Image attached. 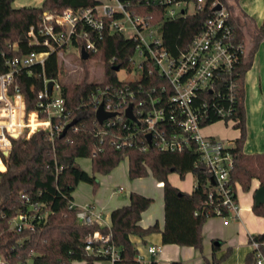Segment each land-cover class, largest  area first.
<instances>
[{"label":"built area","instance_id":"built-area-1","mask_svg":"<svg viewBox=\"0 0 264 264\" xmlns=\"http://www.w3.org/2000/svg\"><path fill=\"white\" fill-rule=\"evenodd\" d=\"M204 5L205 0H105L80 12L71 8L59 13L43 11L40 22L30 25L24 35L29 51L20 53L16 41L0 47V170L5 168L4 159L13 139L44 131L52 140L72 120L60 82L44 74L47 57L55 54L58 60L71 49L80 56L81 47L87 58L93 57L105 35L118 32L133 41L130 68H120L132 72V76L129 80L118 79L117 84H98L90 91L94 111L101 105L104 111L114 113L101 124L95 118L99 143L106 139L116 149L137 147L142 152L150 148L192 150L210 176L223 208L237 215L239 205L229 182L233 165L230 146L202 133L201 127L212 118L230 122L232 127L237 122L236 77L246 42L238 38L228 8L219 1L209 3L211 11L201 30L177 54L163 45L160 22L151 20L158 9H162L164 19L173 20L198 12ZM216 5L220 8L215 9ZM144 8L153 10L141 13ZM189 8L193 11L189 12ZM126 29L129 35L124 34ZM114 62L115 56H111L108 63ZM33 66L42 70V87L36 92L34 107L27 110L25 95L14 81L23 70L32 74ZM129 106L134 119L125 115ZM70 127L77 129L74 124L67 129ZM208 197L212 200L211 192ZM20 198L26 203L25 210L9 220L8 228L15 232L34 231L46 221L50 210L42 202H30L24 193ZM69 207L76 208L75 218L81 225L97 224L100 219L88 205L76 206L71 200ZM110 235L94 230L86 236L84 250L113 264L119 253ZM249 243L253 264H264V240L250 236ZM159 250L158 245L147 246L150 255ZM137 260L141 264L138 255ZM0 264L10 263L0 255ZM17 264L33 263L26 259Z\"/></svg>","mask_w":264,"mask_h":264},{"label":"trees","instance_id":"trees-1","mask_svg":"<svg viewBox=\"0 0 264 264\" xmlns=\"http://www.w3.org/2000/svg\"><path fill=\"white\" fill-rule=\"evenodd\" d=\"M11 1L0 0V47L16 41L20 53L30 50L26 41L20 40V35H25L30 25L40 22L43 11L59 13L71 8L80 12L99 2L43 0L38 7L13 8ZM212 1H219L228 8L238 38L244 43L247 42L246 53L242 57L236 77L237 101L234 117L237 122L233 127L239 129V135L233 139L229 148L233 163L229 182L235 195L237 185L243 191L249 190L252 179L258 180L259 186L264 187V152L246 153L243 150L246 137L245 73L251 64L259 39L264 37V22L261 31H258L253 19L239 9L238 0H230L231 3L229 0H205V5L200 11L173 20L164 19L162 9H158L151 20L160 22L159 31L163 45L170 53L177 54L185 43L201 30L204 19L211 11L208 5ZM152 10L144 8L141 13H150ZM132 49L133 41L121 33L106 34L99 43L98 52L93 56L103 63L105 79L98 83L88 82L86 77L79 81L60 82L61 95L71 112V118L76 120V130L70 127L62 137L54 135L52 140L44 131H36L27 138L12 140L9 154L4 159L5 168L0 170V255L10 264H17L26 259H31L33 264H71L73 260L94 264L95 260H105L103 256L88 254L84 250L85 238L94 230L111 233L110 242L119 253L113 264H140L137 260V248L130 236H142L157 229L156 224L147 228L138 224L141 212L149 206L152 198L130 192L129 202L111 211L109 227L96 223L89 226L79 224L75 218L76 208L69 207L71 192L79 181L91 183L95 190L97 180L94 173H88L77 164L78 157H90L93 172L107 173L126 156L129 178L141 177L150 171L156 180L162 183V244L188 245L200 250L201 227L206 218L218 215L217 210H220L221 216H230L223 208L210 176L203 165L198 163L197 155L192 150L168 152L150 148L142 152L137 147L116 149L106 139L99 143L95 111L89 99L90 91L98 84H117L118 78L113 67L130 68L128 58ZM111 56H115L112 65L108 63ZM32 68V74L23 70L14 81L25 95L27 110L34 107L36 92L42 87L41 68ZM60 71L57 57L50 54L44 67L45 76L57 79ZM216 120L212 118L208 123ZM171 172L178 173L180 177L191 172L194 177L192 191L187 193L172 185L167 178ZM210 192L212 200L208 197ZM21 193H24L30 202H42L44 208L50 210L46 221L34 231L15 232L8 228L9 220L25 210L26 203L20 198ZM252 210L256 215L264 216V203L253 205ZM253 237L256 240H264V232ZM216 248L214 241L213 249ZM253 261V254L250 252L242 264H253Z\"/></svg>","mask_w":264,"mask_h":264},{"label":"crops","instance_id":"crops-1","mask_svg":"<svg viewBox=\"0 0 264 264\" xmlns=\"http://www.w3.org/2000/svg\"><path fill=\"white\" fill-rule=\"evenodd\" d=\"M238 7L253 19V24L258 31H261L264 22V0H238ZM244 89L246 137L243 150L246 153L264 152V108H262L264 103V38L259 39L251 64L245 73ZM204 134L210 135L206 132ZM238 135L239 129H236L235 135H233L235 137L232 139ZM126 166L118 168L119 179H116L113 172H110L107 178L103 177L100 180V182L107 180L111 185L120 184L117 190H111L104 199L98 197V190L94 192L85 185H81L72 191L71 197L76 206H90L100 216L97 224L107 227L111 225V211L127 204L130 192H137L152 198V203L141 212L138 224L142 228L156 224L157 229L142 236H130L137 248V255L141 257V264H150V262L155 264H171L172 262H181L182 264H242L245 256L251 252L250 236L264 232V216L256 215L252 210L254 192L259 187L258 180L252 179L247 191H243L239 185L236 186V200L239 205L237 215H230L229 217L211 216L203 222L200 250L188 245L162 244L160 234L164 225L162 183L156 179L151 180L147 176L129 180L125 176L128 173V163ZM84 170L92 173L87 169ZM185 174L180 177L178 174L169 173L167 178L179 190L190 193L194 187V177L192 173L188 176ZM150 181H152V187L148 188L147 183ZM84 189L85 191H83ZM91 198H94L95 203L90 201ZM214 241L217 244L215 250L213 249ZM149 245H158L160 247L159 252L156 255H150L147 252Z\"/></svg>","mask_w":264,"mask_h":264},{"label":"rangeland","instance_id":"rangeland-1","mask_svg":"<svg viewBox=\"0 0 264 264\" xmlns=\"http://www.w3.org/2000/svg\"><path fill=\"white\" fill-rule=\"evenodd\" d=\"M42 1L43 0H12L11 6L13 8H19L22 6L38 7L42 4ZM101 1H103V0H101ZM229 3H231L230 0H229ZM192 11H193V9L189 8V12H192ZM130 33L131 32L127 29L124 32V34H126V35H129ZM58 62L61 66V71L57 77V80L59 82H66V81L68 82L69 80L79 81L82 78L86 77L88 82L98 83V82H102L105 79V70H104L103 63L99 59H97L96 57H89L87 59L82 60L75 49H71V52L67 53L64 56V58H59ZM131 76H132V72H126L123 69H119L116 72V77L119 80H129V79H131ZM262 108H264V103L262 104ZM235 130H236V128L232 127L230 122L225 124V122L223 120H216V121L211 122V123H206V124H203L201 127L202 133H205V132L209 133L210 135H213L216 138L223 140V142L225 144H227L228 146H232V141H233L232 137H235V136H233V135H235ZM76 162L81 168L87 169L90 172L95 174L96 180H97V185H96V189L93 190V185L91 183H88L85 181H79L76 184V186L74 187L73 191L76 190L79 186L85 185L88 187V189L90 188V190L92 189L94 192L96 190H98V192H99L98 197L100 199H104L106 197V195L111 190H113V189L117 190L118 189L117 187L120 184L118 183V184L111 185L107 180H104L101 182H100V180H102L103 177L107 178V176H108V174H110V172H113L114 177L116 179H119L120 176L118 173V168H120L121 166L125 167L128 163V159L126 156L123 157L107 173H101V172H97V171L93 172L92 167H91V158L90 157H78ZM0 168H2V167L0 166ZM126 172H127V168H126ZM171 173L172 174H178L176 172H171ZM190 173L187 172L185 174V176H188V174H190ZM125 176H127L126 178H128L129 180L135 179V178H133V179L129 178L128 173H126ZM146 176H147V178H149L151 180L156 179L151 174L150 171H148V173L146 175L141 176V177L145 178ZM136 178H138V177H136ZM151 182L152 181L147 183L148 188L152 187ZM83 191H85V189ZM90 201L95 203L94 198H91ZM215 216H221V215H215ZM107 263L108 262L104 259H99V260L94 261V264H107ZM71 264H83V262L79 261V260H73Z\"/></svg>","mask_w":264,"mask_h":264},{"label":"water","instance_id":"water-1","mask_svg":"<svg viewBox=\"0 0 264 264\" xmlns=\"http://www.w3.org/2000/svg\"><path fill=\"white\" fill-rule=\"evenodd\" d=\"M220 8V5H216L215 6V9H219ZM20 39L23 40L24 39V35H20ZM81 55H80V58L82 60L86 59L88 57L87 53L84 51V49L81 47ZM114 70L118 69V66H114L113 67ZM51 85H52V82L49 81L47 86H48V89L51 88ZM114 113L113 112H106L103 110V108L100 106L97 107V109L95 110V118L97 120V122L99 124L102 123V121L105 119V118H108V117H111L113 116ZM125 115L130 118V119H134L133 115L131 114V110H130V106L126 109V112H125ZM75 119H72L70 122H68L65 127L63 128V130L58 134V137H62L66 131H67V128L69 126H71L72 124L75 123ZM147 139H149V135H147ZM212 181V180H211ZM254 205L255 206H259L260 204L264 203V187L263 186H259L255 192H254Z\"/></svg>","mask_w":264,"mask_h":264},{"label":"bare ground","instance_id":"bare-ground-1","mask_svg":"<svg viewBox=\"0 0 264 264\" xmlns=\"http://www.w3.org/2000/svg\"><path fill=\"white\" fill-rule=\"evenodd\" d=\"M0 165H1V163H0ZM2 166V165H1Z\"/></svg>","mask_w":264,"mask_h":264}]
</instances>
